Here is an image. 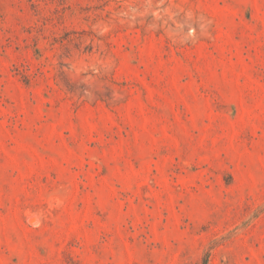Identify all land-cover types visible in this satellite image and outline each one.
<instances>
[{"label": "rangeland", "instance_id": "1", "mask_svg": "<svg viewBox=\"0 0 264 264\" xmlns=\"http://www.w3.org/2000/svg\"><path fill=\"white\" fill-rule=\"evenodd\" d=\"M0 264H264V0H0Z\"/></svg>", "mask_w": 264, "mask_h": 264}]
</instances>
